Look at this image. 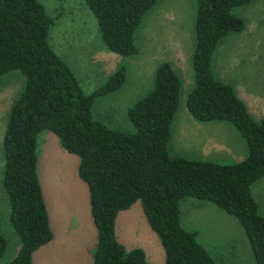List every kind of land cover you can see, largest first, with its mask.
<instances>
[{
  "label": "trees",
  "instance_id": "trees-1",
  "mask_svg": "<svg viewBox=\"0 0 264 264\" xmlns=\"http://www.w3.org/2000/svg\"><path fill=\"white\" fill-rule=\"evenodd\" d=\"M93 15L103 47L120 57L136 52L133 32L156 0H82ZM249 0H195L192 85L184 96L197 121L231 123L243 138L245 155L237 162L170 155L169 126L177 108L180 80L171 64L160 62L152 88L126 109L131 130L110 128L91 113L94 99L122 86L120 63L104 83L83 93L72 71L50 48L52 20L38 0H0V75L19 71L23 85L7 111L2 135L1 187L7 219L17 239L6 264H32V253L52 238L36 175L35 138L42 130L76 157V173L88 195L95 230L90 264H148L139 248L116 239L114 219L139 201L147 226L163 250L164 264H215L179 221V201L193 197L212 203L242 227L256 264H264V216L250 191L264 176V116L254 121L230 84L211 72L217 41L242 28L232 8ZM0 233V257L5 250Z\"/></svg>",
  "mask_w": 264,
  "mask_h": 264
},
{
  "label": "rangeland",
  "instance_id": "rangeland-1",
  "mask_svg": "<svg viewBox=\"0 0 264 264\" xmlns=\"http://www.w3.org/2000/svg\"><path fill=\"white\" fill-rule=\"evenodd\" d=\"M38 1L52 20L48 44L70 68L83 93L102 85L120 63L125 65L122 86L94 99L91 113L95 119L113 129L131 130L126 117L127 107L152 88L156 66L167 61L180 80V95L169 126L167 151L170 155L192 159L202 157L198 153L201 139L192 138L191 141L188 136L189 147L184 151L179 145L183 124H204L192 118L184 105V96L192 85L193 76L190 55L194 46L195 0H156L133 32L136 52L126 57L103 47L95 19L82 0ZM231 13L241 18L242 28L217 41L210 65L212 75L229 83L239 97L264 99V0H249L232 8ZM23 81L17 70L0 75V180L1 141L7 111L20 93ZM262 115L251 113L255 121ZM220 124L214 126L218 132L216 136L226 132L224 141L236 143L237 151L243 150V141L236 128L229 122ZM35 153L36 175L52 238L32 253V264H90L96 237L89 216L86 186L76 173L77 159L67 153L48 130L36 135ZM209 157L222 162L220 164L234 161L228 156ZM250 191L258 213L264 216V176L251 183ZM179 212L181 227L195 232L196 241L215 264H256L243 229L235 218L212 203L193 197L179 201ZM0 233L6 241L0 264H6L16 254L18 239L7 219V202L1 183ZM114 233L125 249H141L148 264H164L162 247L147 226L138 200L116 214Z\"/></svg>",
  "mask_w": 264,
  "mask_h": 264
},
{
  "label": "crops",
  "instance_id": "crops-1",
  "mask_svg": "<svg viewBox=\"0 0 264 264\" xmlns=\"http://www.w3.org/2000/svg\"><path fill=\"white\" fill-rule=\"evenodd\" d=\"M238 94L239 93H236L235 91V95L243 102L246 108V111L248 112L250 117H251V113H254L255 115L263 114L262 117L264 116V99L263 98L260 100V98L258 97L254 98V97H249L246 95H244V97H239ZM221 122H224V121H214V122L205 121L204 124L202 123L195 124L193 122H186L185 124H183V126H181L180 133H179V145L181 147L180 150L184 151L186 150V148L189 147L187 146L186 139L188 136H190L191 141H192V138L197 139L198 141H200L201 139L200 144H198L199 145L198 153H199V156H202V157L200 158L195 157V159L216 162V161H213L209 156L213 158H216V156H220L222 158L228 156L234 160L233 162H237L241 160L243 156L245 155V151H246V146H245V142L243 138L241 137L243 141V150L241 148L240 151H237L235 148L236 143H232V142L226 143L224 141V137H226V132H225V135L224 133H221L220 135L216 136V133L218 132L214 126L221 125L220 124ZM201 133H202V136H201ZM227 136H228V133H227ZM180 156L183 157V155H180ZM189 159H192V158H189ZM216 163H222V162H216Z\"/></svg>",
  "mask_w": 264,
  "mask_h": 264
}]
</instances>
